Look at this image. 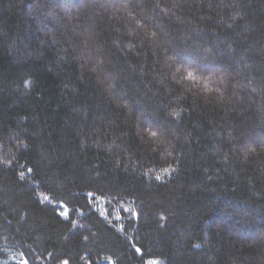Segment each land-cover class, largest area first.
Wrapping results in <instances>:
<instances>
[{
  "label": "trees",
  "instance_id": "16d2710c",
  "mask_svg": "<svg viewBox=\"0 0 264 264\" xmlns=\"http://www.w3.org/2000/svg\"><path fill=\"white\" fill-rule=\"evenodd\" d=\"M152 261L264 264V0H0V264Z\"/></svg>",
  "mask_w": 264,
  "mask_h": 264
},
{
  "label": "snow or ice",
  "instance_id": "6c2138e0",
  "mask_svg": "<svg viewBox=\"0 0 264 264\" xmlns=\"http://www.w3.org/2000/svg\"><path fill=\"white\" fill-rule=\"evenodd\" d=\"M61 215H66V213H61ZM137 251H140L139 249H137ZM65 264H67V262H65ZM153 264H155V262H153Z\"/></svg>",
  "mask_w": 264,
  "mask_h": 264
},
{
  "label": "rangeland",
  "instance_id": "374dc122",
  "mask_svg": "<svg viewBox=\"0 0 264 264\" xmlns=\"http://www.w3.org/2000/svg\"><path fill=\"white\" fill-rule=\"evenodd\" d=\"M153 262H155V264H160L159 262H156V261H152L149 264H153Z\"/></svg>",
  "mask_w": 264,
  "mask_h": 264
}]
</instances>
